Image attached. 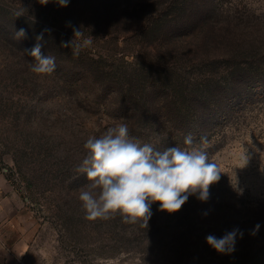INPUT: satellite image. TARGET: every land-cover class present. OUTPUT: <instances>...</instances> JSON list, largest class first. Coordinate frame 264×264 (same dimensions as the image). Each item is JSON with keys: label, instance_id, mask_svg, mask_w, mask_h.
I'll list each match as a JSON object with an SVG mask.
<instances>
[{"label": "rangeland", "instance_id": "374dc122", "mask_svg": "<svg viewBox=\"0 0 264 264\" xmlns=\"http://www.w3.org/2000/svg\"><path fill=\"white\" fill-rule=\"evenodd\" d=\"M21 28L26 38L17 40ZM263 29L264 0H70L67 7L55 0H0V170L33 225L18 263L167 264L164 255L134 241L136 224L120 225L116 216L84 218L78 197L87 177L76 171L87 156L83 146L88 137L123 123L104 107L116 102L103 95L111 84L105 74L125 73L156 85L160 72L176 66L211 77L214 68L204 65L225 58L230 38L257 40ZM74 30L82 36L74 37ZM41 35L42 54L55 57V71L48 75L30 71V50ZM85 39L91 45L74 56L72 48ZM71 42L72 48L61 47ZM232 88L226 97L242 95L244 105L225 112L223 121L218 113L209 115L202 130L210 137L194 145L217 164L224 202L232 196L242 201L236 216L248 237L256 225L264 227L256 219L264 217V88ZM129 134L158 149L179 141ZM212 255L196 252L201 260L178 264H216Z\"/></svg>", "mask_w": 264, "mask_h": 264}, {"label": "trees", "instance_id": "16d2710c", "mask_svg": "<svg viewBox=\"0 0 264 264\" xmlns=\"http://www.w3.org/2000/svg\"><path fill=\"white\" fill-rule=\"evenodd\" d=\"M241 36L229 39V53L222 61H217L220 63H205L204 67L214 68L211 77L196 76V73L176 66L166 67L160 72L156 85L142 83L143 79L134 75L126 76L125 73L105 74L111 84L103 95L108 100H116L105 104L108 115L126 123L129 131L145 134L144 137L150 140L156 141L164 136L179 140L172 147H182V142L189 134L195 144H200L201 137L209 139L210 136L202 130L209 115L218 113V120L223 121L228 118L225 112L231 114L245 103L242 95L226 97L234 89L232 87H240L247 92L264 88V36L257 40H245ZM221 68L223 71H220ZM92 77L97 79V74ZM228 82L232 84L230 90ZM238 99L240 102L234 106L233 103ZM224 192L225 184L216 182L210 186L207 201L190 196L182 209L173 214L161 211L159 204L154 203L148 226H143L142 222L135 223L137 226L130 234L134 241H141L148 248L164 255L163 260L167 264L195 260L196 252L210 254L212 258L214 253L216 264H264V227H260L262 231L255 235H244V224L236 216L237 207L242 201L238 196H232L231 202H224L227 201ZM116 219L120 225H124L119 215H116ZM256 219L264 222L260 214H257ZM233 229L241 230L243 236L237 237L232 254H219L207 244L206 237L209 235L220 238Z\"/></svg>", "mask_w": 264, "mask_h": 264}, {"label": "clouds", "instance_id": "9594fccd", "mask_svg": "<svg viewBox=\"0 0 264 264\" xmlns=\"http://www.w3.org/2000/svg\"><path fill=\"white\" fill-rule=\"evenodd\" d=\"M47 5L50 0H37ZM61 7H67L70 0H55ZM20 15L19 13L17 14ZM82 36L74 30V37ZM26 38L25 29L15 32V39ZM30 50L35 63L30 71L37 75H48L55 71V57L44 56L41 52L42 35ZM85 39L82 45L72 48L78 56L82 48L91 45ZM206 138L201 137V144ZM185 147L158 149L148 143H141L129 134L126 123L109 127L103 134L90 136L84 144L87 156L76 171L86 174L87 183L79 190V201L85 212V219L108 220L119 215L122 222L135 224L142 222L147 227L151 218V206L159 204V209L169 214L182 209L190 196L207 201L210 186L220 179L216 163L210 160L203 147L195 146L191 134L184 139ZM256 225L251 231H259ZM243 236L239 229H233L222 237L209 235L207 244L217 253L230 255L235 251L237 237Z\"/></svg>", "mask_w": 264, "mask_h": 264}, {"label": "crops", "instance_id": "0c3cea01", "mask_svg": "<svg viewBox=\"0 0 264 264\" xmlns=\"http://www.w3.org/2000/svg\"><path fill=\"white\" fill-rule=\"evenodd\" d=\"M23 199L0 170V264H19L28 248L32 216Z\"/></svg>", "mask_w": 264, "mask_h": 264}]
</instances>
